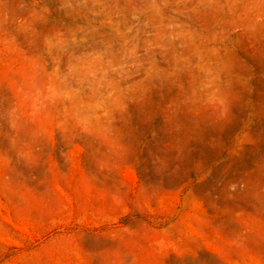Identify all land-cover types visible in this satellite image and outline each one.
I'll list each match as a JSON object with an SVG mask.
<instances>
[{
  "label": "rangeland",
  "instance_id": "1",
  "mask_svg": "<svg viewBox=\"0 0 264 264\" xmlns=\"http://www.w3.org/2000/svg\"><path fill=\"white\" fill-rule=\"evenodd\" d=\"M56 4L0 0V264H264V0H227L194 110L165 85L90 137L16 94Z\"/></svg>",
  "mask_w": 264,
  "mask_h": 264
},
{
  "label": "clouds",
  "instance_id": "2",
  "mask_svg": "<svg viewBox=\"0 0 264 264\" xmlns=\"http://www.w3.org/2000/svg\"><path fill=\"white\" fill-rule=\"evenodd\" d=\"M227 7V0H57L31 61L41 71H26L16 94L83 137L110 134L130 106L165 85L194 110L227 75L218 27Z\"/></svg>",
  "mask_w": 264,
  "mask_h": 264
},
{
  "label": "bare ground",
  "instance_id": "3",
  "mask_svg": "<svg viewBox=\"0 0 264 264\" xmlns=\"http://www.w3.org/2000/svg\"><path fill=\"white\" fill-rule=\"evenodd\" d=\"M165 67V66H164Z\"/></svg>",
  "mask_w": 264,
  "mask_h": 264
}]
</instances>
